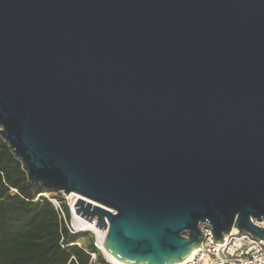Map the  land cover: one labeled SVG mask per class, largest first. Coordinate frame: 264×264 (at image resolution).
Here are the masks:
<instances>
[{
    "label": "water",
    "instance_id": "1",
    "mask_svg": "<svg viewBox=\"0 0 264 264\" xmlns=\"http://www.w3.org/2000/svg\"><path fill=\"white\" fill-rule=\"evenodd\" d=\"M0 139L125 263L264 241V0H0Z\"/></svg>",
    "mask_w": 264,
    "mask_h": 264
},
{
    "label": "trees",
    "instance_id": "2",
    "mask_svg": "<svg viewBox=\"0 0 264 264\" xmlns=\"http://www.w3.org/2000/svg\"><path fill=\"white\" fill-rule=\"evenodd\" d=\"M41 192L0 139V264H87L84 252L70 245L79 234L67 231L53 205L37 197Z\"/></svg>",
    "mask_w": 264,
    "mask_h": 264
},
{
    "label": "built area",
    "instance_id": "3",
    "mask_svg": "<svg viewBox=\"0 0 264 264\" xmlns=\"http://www.w3.org/2000/svg\"><path fill=\"white\" fill-rule=\"evenodd\" d=\"M44 197L53 205L58 219L62 220L70 234L89 235L86 244H82L78 239L70 243V245L78 246L84 252L87 256V264H111L103 252V243L108 225L106 218H104L106 227L101 229L95 226V218L89 222L80 215L74 217L69 207L71 198L62 194L68 208L67 218L64 207L55 196V193ZM107 210L114 213L112 209L107 208ZM256 224L264 227V220L256 222ZM200 229L203 232V242L197 253L183 264H264V241L262 239L253 236L249 232L232 228L228 233L223 234L220 241H215L208 225H201ZM100 257H102V260Z\"/></svg>",
    "mask_w": 264,
    "mask_h": 264
},
{
    "label": "bare ground",
    "instance_id": "4",
    "mask_svg": "<svg viewBox=\"0 0 264 264\" xmlns=\"http://www.w3.org/2000/svg\"><path fill=\"white\" fill-rule=\"evenodd\" d=\"M68 197H70V201H69V207H70V211H71V214L74 216V217H77V214L75 213V210H74V203L75 201L79 198V195L74 193V192H70L68 194H66ZM84 201L86 202H89L91 204H93L92 202H90L89 200L87 199H84ZM234 229V228H233ZM200 247H197L196 249H194L191 254L189 256H187L185 259L175 263V264H183L184 262H186L187 260H189L191 257H193L197 251L199 250ZM103 252H104V255L105 257L107 258V260L111 263V264H128V263H125L123 261H120L118 260L117 258H115L114 256H112L111 254H109L106 250L103 249Z\"/></svg>",
    "mask_w": 264,
    "mask_h": 264
},
{
    "label": "rangeland",
    "instance_id": "5",
    "mask_svg": "<svg viewBox=\"0 0 264 264\" xmlns=\"http://www.w3.org/2000/svg\"><path fill=\"white\" fill-rule=\"evenodd\" d=\"M53 194L51 192H41L38 196H42L44 197L45 195H50ZM57 196V199L61 201V205H66V201L64 200V198L62 197V193H55ZM62 205V206H63ZM89 235L88 234H79L78 235V240L82 243V244H86L88 241Z\"/></svg>",
    "mask_w": 264,
    "mask_h": 264
}]
</instances>
